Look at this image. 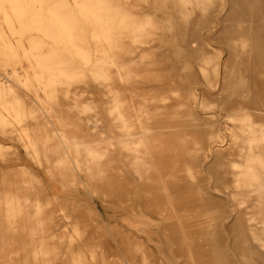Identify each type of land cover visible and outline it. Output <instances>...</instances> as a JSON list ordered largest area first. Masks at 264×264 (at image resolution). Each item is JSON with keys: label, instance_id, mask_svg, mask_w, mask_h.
Segmentation results:
<instances>
[{"label": "rangeland", "instance_id": "obj_1", "mask_svg": "<svg viewBox=\"0 0 264 264\" xmlns=\"http://www.w3.org/2000/svg\"><path fill=\"white\" fill-rule=\"evenodd\" d=\"M111 1L153 25L141 42L125 39L121 57L131 66L139 90L156 87L146 91L156 99L151 121L160 124L155 161L163 176L185 191L175 194L177 204L194 209L174 221L164 196L151 197L156 202L145 211L154 219L151 240L120 222L135 205L142 209L145 197H139L136 187L131 190L124 175L117 186L110 178V95L106 86L86 78L70 87L68 97L60 88L50 100L53 124L39 115L16 125L18 130L26 126L45 146L42 165L28 156L17 132L10 138L0 132L5 145L0 151V264H167V259L174 264H264V251L245 221L248 210L236 208L231 200L238 177L229 160L240 158L225 160L210 153L205 125L206 117L216 119V113L237 117L243 111L254 122L261 120L264 0ZM220 62L226 74L218 76L215 67ZM240 70L253 76L249 85L238 78ZM11 71L0 66V81L13 86L28 109L37 108L34 96L8 75ZM197 96L204 102L200 109L195 107ZM85 104L93 110L80 112ZM226 125L236 133L240 124ZM55 130L103 153L98 164H91L90 174L59 163L66 157L53 138ZM241 143L230 140L225 148ZM78 157L85 162L84 152ZM119 161L123 168L124 160ZM186 167L194 171V180L187 177ZM9 197L20 200L21 210L13 220L4 205ZM204 198L208 205L202 208ZM36 201L42 205L38 215ZM168 216L173 222L164 220Z\"/></svg>", "mask_w": 264, "mask_h": 264}, {"label": "bare ground", "instance_id": "obj_2", "mask_svg": "<svg viewBox=\"0 0 264 264\" xmlns=\"http://www.w3.org/2000/svg\"><path fill=\"white\" fill-rule=\"evenodd\" d=\"M125 12L127 9L117 7L111 0H0V66L12 69L8 75L18 79L27 94L34 96L37 105V108L28 109L13 86L0 81V132L7 138L17 132L28 156L40 166L46 159L45 146L26 126L18 130L16 125L21 126L27 119H36L39 115L53 124L50 100L56 97L60 88L65 89L68 97L70 87L86 78L106 86L110 95L108 123L112 126L108 143L112 163L110 178L117 186L124 175L131 190L136 187L139 197H145L142 201L144 210L135 205L121 215L120 222L150 239L149 228L154 219L145 211L156 202L151 197L164 196L167 206L175 214L174 221L181 213L194 208L177 204L175 194L185 191L172 179L165 178L155 161V150L160 147L156 139L160 124L151 121L149 112L155 108L156 99L147 92L156 87L139 90L132 79L131 66L121 57L125 39L141 42L153 25L149 19L140 21ZM23 62L27 63V68ZM215 69L218 76L226 74L223 62ZM246 71L240 70L236 74L241 82L249 85L253 76ZM195 99V107L200 109L204 102L198 96ZM92 110V106L85 104L80 112ZM258 110L261 113L259 122H254L249 112L241 111L237 117L216 113V119L206 117L205 125L209 129L206 146L210 153L216 152L225 160L235 156L240 158V162L229 160L238 177L234 184L237 193L231 200L236 208L248 210L245 221L250 236L264 251V106L261 104ZM228 121L239 122L238 132L226 125ZM53 138L58 139L66 157L65 162L60 160L59 163L69 165L73 171L90 174L91 164H98L103 155L78 137L67 136L58 130L54 131ZM230 140L242 143L237 148H225ZM4 148L0 142V151ZM82 152L85 162L78 157ZM120 157L124 160L123 168ZM185 172L190 180L195 179L192 168L186 167ZM4 205L7 218L15 219L21 210L20 200L9 197L4 200ZM207 205V198L199 202L202 208ZM34 208L38 215L41 203L36 201ZM173 218L168 216L164 220L173 222ZM75 233L78 234V230ZM167 264L174 263L167 259Z\"/></svg>", "mask_w": 264, "mask_h": 264}]
</instances>
